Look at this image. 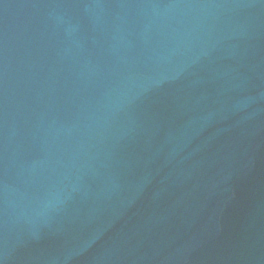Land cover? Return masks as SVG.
I'll use <instances>...</instances> for the list:
<instances>
[{
  "label": "water",
  "instance_id": "obj_1",
  "mask_svg": "<svg viewBox=\"0 0 264 264\" xmlns=\"http://www.w3.org/2000/svg\"><path fill=\"white\" fill-rule=\"evenodd\" d=\"M0 264H264V0H0Z\"/></svg>",
  "mask_w": 264,
  "mask_h": 264
}]
</instances>
